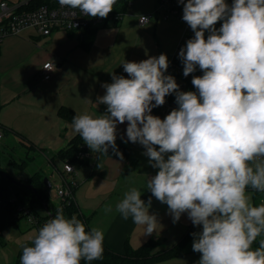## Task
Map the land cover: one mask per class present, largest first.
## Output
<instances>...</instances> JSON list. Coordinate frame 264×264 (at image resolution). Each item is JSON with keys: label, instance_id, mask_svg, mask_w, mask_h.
Returning <instances> with one entry per match:
<instances>
[{"label": "clouds", "instance_id": "1", "mask_svg": "<svg viewBox=\"0 0 264 264\" xmlns=\"http://www.w3.org/2000/svg\"><path fill=\"white\" fill-rule=\"evenodd\" d=\"M194 37L181 48L183 75L196 71L193 91H180L165 54L122 65L98 103L106 114L73 116V130L96 152L116 148L117 124L128 122L127 141L139 143L158 172L147 190L168 206L173 222L187 213L194 226L198 264H264V202L254 206L248 189L264 193V0H178ZM89 17L106 18L116 0H59ZM142 24L149 18L140 16ZM222 21L221 27L215 25ZM208 32L205 38V32ZM51 71L54 65H46ZM175 94L178 105L164 119L151 114ZM154 102V103H153ZM158 146V148H157ZM69 170L72 168L67 165ZM136 188L116 211L151 235L159 225ZM106 211H111L107 207ZM51 215V213H49ZM160 226V225H159ZM258 237L259 246L253 248ZM104 232L86 231L57 209L23 248L20 264H81L100 260Z\"/></svg>", "mask_w": 264, "mask_h": 264}, {"label": "crops", "instance_id": "2", "mask_svg": "<svg viewBox=\"0 0 264 264\" xmlns=\"http://www.w3.org/2000/svg\"><path fill=\"white\" fill-rule=\"evenodd\" d=\"M6 1L21 3L25 9L37 6V0ZM47 1L52 3L54 0ZM127 9L120 29L109 25L101 31L98 27L85 32L58 30L50 36L27 30L18 36L22 38L21 43L31 46L26 57L22 51L13 49L12 41L5 39L0 46V129L14 145L27 141L36 147L31 151L45 155L49 164L46 168L52 171L53 178L64 174V161L57 156L58 152L67 148L77 135L73 130V121L62 118L59 110L65 107L75 115L88 114L93 117L106 114L107 106L98 103V97L106 92L102 85L113 82L112 74L128 78L122 65L125 61L141 62L152 57L140 50L139 39L144 32L138 31L130 55L116 65L110 62L112 50L118 47L113 37L128 26L143 28L135 15L126 18ZM172 19L173 23L169 24L177 25V30L167 42L158 45V54L154 55L165 54L169 62L187 26L186 23L182 27L181 19ZM168 21L169 17H164L163 21L157 18L152 27L156 30ZM28 59L32 61L31 69H25ZM47 62L55 65L48 81L42 77V68ZM127 126V121L117 124L116 131V147H121L123 158L110 148L107 153L91 150L88 159L75 165L79 184L74 192V200L82 218L90 228L104 232L105 245L115 252H124L126 244L137 249L154 240L159 241L160 249L165 251L181 246L178 257L155 264H198L201 253L193 251L195 237L192 234L202 231V225L194 226L187 213L174 223L168 206L147 190V180L157 174L158 169L153 168L149 158L144 155V146L127 141ZM39 171L43 172V168ZM64 176L72 178L69 174ZM132 188L141 190V199L145 203L151 199L149 213L156 215L160 225L151 235H145L144 226L135 224L131 217L125 220L116 211V205ZM247 194L255 206L254 194L249 190ZM49 196L51 201L57 199L55 191L49 190ZM14 197L13 185L0 181V225H6L1 233L4 243L0 241V264H17L23 248L32 246L40 230H29L20 219L15 220L12 211ZM109 206L111 211H106Z\"/></svg>", "mask_w": 264, "mask_h": 264}, {"label": "built area", "instance_id": "3", "mask_svg": "<svg viewBox=\"0 0 264 264\" xmlns=\"http://www.w3.org/2000/svg\"><path fill=\"white\" fill-rule=\"evenodd\" d=\"M226 3L231 5L233 0H227ZM123 5L127 8L133 4L130 0H116V3L113 6V11H111L106 18H99L89 17L83 15L79 9H71L68 6H63L59 3V0H54L49 5H43L35 9H25L21 3H11L3 0L0 2V46L5 38L9 36H21L27 30H34L40 35L50 36L53 32L58 30L85 32L95 27L118 25L123 22L126 15V11L120 9ZM160 9H166L169 13L179 16V18H182L183 16V4L179 3L178 0H161ZM142 16L149 18V22L142 24L139 20L140 26L144 27L149 25L153 15ZM165 18H168V15H165ZM222 23V21H218L215 27L219 29ZM208 34L209 33L206 31L205 38H207ZM193 37L194 32L187 24L185 32L177 45L173 57L169 62V67L165 73V75L173 76L179 85V90L185 92H195L196 89L192 84V78L193 76L203 75V72L198 67L195 72L189 74L187 77L183 75V63L179 57V52L181 48L186 46V42ZM46 65H54V63L47 62L42 68V77L44 80L48 81L55 70V65L51 71L44 68ZM124 73L126 72L124 71ZM177 107L178 105L175 102V94H171L166 96L164 105L153 108L151 114L164 119L173 109ZM2 137H4V133L0 129V138ZM110 150L113 149L110 147ZM90 155L91 149L87 145H84L79 154V158L83 160L88 159ZM67 165H69L72 170H69ZM63 169L64 174H69L72 178L68 179L64 176V174H61L60 176L61 184L57 187L56 195L60 200L59 208L61 209H64L67 205H70L72 201H75L74 192L79 184L75 176V164L67 160L64 162ZM155 175L156 174L150 176V178ZM248 190L253 194L260 193L262 197L259 204L264 202V193L251 189ZM12 205L15 207L18 215L22 216L28 223L35 225L39 229L49 220H39L30 208L19 203L16 196L12 200Z\"/></svg>", "mask_w": 264, "mask_h": 264}, {"label": "rangeland", "instance_id": "4", "mask_svg": "<svg viewBox=\"0 0 264 264\" xmlns=\"http://www.w3.org/2000/svg\"><path fill=\"white\" fill-rule=\"evenodd\" d=\"M130 1L132 2L133 5L127 7L128 9H127L126 18H129L128 17L129 15L130 16L135 15L136 17H138L137 19H139V17L142 15H153V18L151 20L152 22L150 25H147L141 29L134 28L133 25L128 26L124 30H122L119 34L113 37V42L114 44H117L118 47H115V50L114 49L112 50V54L111 56H109V58H110V62H114V65L118 64L121 60H124L126 57L130 55L131 47L133 45L134 39L136 38L135 35L137 34L138 31L144 32L142 38L139 39V47L141 46V49L140 48L139 49L142 50V52L145 53L146 56H154L158 54L157 52L159 51L158 45L160 44L162 45L163 43L167 42L177 30V25L169 24V23H173L174 20L172 18L176 17L177 19H181L180 21L183 20L182 18H179V16L173 13H169V11L166 9H160L161 0H130ZM164 1H168V0H164ZM165 15H168L169 21L163 23L161 27L155 30V28L152 27V24L155 23V20L157 18L163 21ZM121 24H123V22L118 25H111L109 27H114V29H120L121 27H123V25ZM185 24L186 22L182 21L183 28ZM102 28L103 27H98L97 29L101 31ZM108 30H112V29L108 28ZM5 39L6 41H12L13 49L16 51L18 50L22 51L25 57L28 56V53L31 51V46L27 44H23V42L21 43L20 41L22 40L20 39L22 38H19L18 36H9ZM26 68L28 69L33 68L32 61H30V59H28L25 69ZM38 78L40 79V76H38ZM56 163L58 164L59 167H61V164H59L58 160H56ZM47 165L49 164L47 159L45 158V155L38 153L36 151H31L30 145L28 143L19 141L18 144L14 145L10 140L7 139V137L5 138L4 136L0 138V167L4 169L15 180L26 183L31 179V177L34 174L40 173L43 175V177L49 179V183H51L52 185V187L49 188V190L56 192L58 184L61 183V178L57 175L53 178L52 171L51 170L49 171L46 168ZM40 168H43V172L39 171ZM12 185L13 187H15L14 184ZM52 202L56 207L60 206V200L58 198L56 200H53ZM35 207L40 209L38 203L35 204ZM20 222L26 225L25 227H27V229L38 231L36 230L38 227L28 223L25 218H20ZM261 238L262 237H258L257 238L258 241H260ZM256 247L258 246L254 243L253 248ZM159 250L165 251L160 248ZM20 259H18L19 262L17 264H20Z\"/></svg>", "mask_w": 264, "mask_h": 264}, {"label": "trees", "instance_id": "5", "mask_svg": "<svg viewBox=\"0 0 264 264\" xmlns=\"http://www.w3.org/2000/svg\"><path fill=\"white\" fill-rule=\"evenodd\" d=\"M37 6H32L29 9H35L38 7H41L43 5H49L51 4L49 1H43V0H37L35 2ZM121 10L126 11L125 5H123ZM59 115L67 120L73 121V116H75V113L69 109V108H61L59 110ZM30 145V148L32 150H36V147L31 145L29 142L25 141ZM86 145L84 140L80 137L79 134H77L69 144V146L65 149H62L58 152L57 156L65 161H70L73 164L77 165L82 163L84 160L79 158V154L82 150V147ZM117 150L122 153L121 147H116ZM116 154V153H115ZM124 154V153H122ZM1 168V167H0ZM2 169V168H1ZM4 170V169H3ZM5 171V170H4ZM6 172V171H5ZM44 178L42 174L36 173L34 174L31 179L26 182L28 184H32L35 189L37 190L38 194L44 198L48 202V207L45 208L41 201L38 199L37 195L24 187H18L15 185V196L18 199L19 203H21L23 206L28 207L31 209V211L34 213V215L39 218L41 221H45L47 219H50V214H53V217L56 213L57 209H61L59 207H56L53 202L50 200L49 196V188L44 182ZM0 181L7 182L11 184L10 181L0 176ZM262 195L260 193H254L255 198V206L259 205V201L261 199ZM39 204V208L35 207V204ZM12 211L15 216V220L23 218L22 216L18 215L16 213L15 207L12 205ZM64 215L66 218H71L73 215H75L86 227V231H89L91 228L88 226L87 222L84 221L82 218V215L80 213L79 208L77 207L75 201H72L70 205H67L63 209ZM6 228V225H0V241L4 243L2 240L1 233ZM257 246H259V241L257 240L254 242ZM104 252L103 257L100 260H94L91 262H87L82 260L81 264H155L157 262L171 260L176 257H178L181 254V246H177L175 249H171L168 251H161L160 248V242L150 240L146 242L141 247L134 249L129 244H126L125 250L122 253H118L110 249L103 243Z\"/></svg>", "mask_w": 264, "mask_h": 264}, {"label": "water", "instance_id": "6", "mask_svg": "<svg viewBox=\"0 0 264 264\" xmlns=\"http://www.w3.org/2000/svg\"><path fill=\"white\" fill-rule=\"evenodd\" d=\"M0 176H2L3 178L7 179L12 184H14V185H16L18 187H24V188H27V189L33 191L37 195L38 199L41 201L43 206L45 208L48 207V202L38 194L37 190L35 189V187L32 184H28V183H24V182H20V181L15 180L13 177H11L7 172H5L1 168H0ZM44 182H45V184L47 185L48 188L52 187L51 183H49V179L45 178ZM51 218H53V214L52 213L50 215V219Z\"/></svg>", "mask_w": 264, "mask_h": 264}]
</instances>
